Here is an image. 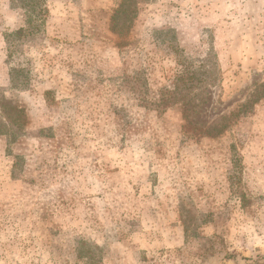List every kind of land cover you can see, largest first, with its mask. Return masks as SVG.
Instances as JSON below:
<instances>
[{"label":"rangeland","instance_id":"374dc122","mask_svg":"<svg viewBox=\"0 0 264 264\" xmlns=\"http://www.w3.org/2000/svg\"><path fill=\"white\" fill-rule=\"evenodd\" d=\"M20 3L0 264H264V0Z\"/></svg>","mask_w":264,"mask_h":264},{"label":"trees","instance_id":"16d2710c","mask_svg":"<svg viewBox=\"0 0 264 264\" xmlns=\"http://www.w3.org/2000/svg\"><path fill=\"white\" fill-rule=\"evenodd\" d=\"M21 7L26 10L31 19H36L37 22H43L46 14L43 8L44 0H19ZM122 8H118L115 11V16L121 13ZM29 18V17H28ZM261 93V94H260ZM263 93V94H262ZM264 95V87L259 91V94L255 97L256 99L261 98Z\"/></svg>","mask_w":264,"mask_h":264}]
</instances>
